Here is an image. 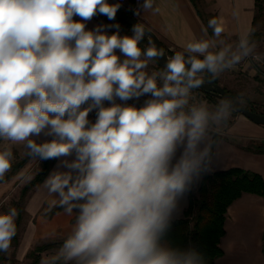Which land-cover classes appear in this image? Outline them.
I'll list each match as a JSON object with an SVG mask.
<instances>
[{
  "label": "clouds",
  "instance_id": "9594fccd",
  "mask_svg": "<svg viewBox=\"0 0 264 264\" xmlns=\"http://www.w3.org/2000/svg\"><path fill=\"white\" fill-rule=\"evenodd\" d=\"M153 5L138 0L133 14L158 12ZM120 7L0 0V140L56 160L44 180L55 197L50 207L75 213L42 264H207L200 249L170 233L181 201L212 171L215 135L243 101L225 96L211 106L194 91L261 55L248 33L226 42L223 21L211 18L205 38L148 72L164 51L143 24L131 35H121L119 23L87 27L96 16L115 21ZM13 159L11 146L0 148V178ZM17 216L14 207L0 214V251L16 235Z\"/></svg>",
  "mask_w": 264,
  "mask_h": 264
},
{
  "label": "crops",
  "instance_id": "0c3cea01",
  "mask_svg": "<svg viewBox=\"0 0 264 264\" xmlns=\"http://www.w3.org/2000/svg\"><path fill=\"white\" fill-rule=\"evenodd\" d=\"M137 5L138 0L132 7L128 3L132 13ZM153 7L158 8L159 11L148 10L142 11L139 16L133 15L152 28L173 52L183 51L184 45L190 41L205 38L203 29L207 27L211 18L223 21L225 32L221 38L235 44L240 35L250 33L257 13L256 0H154ZM97 24L105 23L94 17L88 22L87 27L93 28ZM211 34L212 30L208 29V37H211ZM242 64L243 71L248 70L250 74L257 75L248 61ZM216 135L217 143L211 172L239 167L259 173L264 178V125L256 124L240 113L232 114L227 125L223 126ZM56 164L57 161L51 169ZM44 180L34 188H37L35 193L31 195L34 189L30 192L25 208L26 204L33 209L47 205L48 209L44 211V217H69L64 210L51 217L45 216L50 208V201L55 197L44 187ZM3 186L5 183L0 184V188ZM37 199H39L38 203ZM188 205L187 193L185 199L181 201L183 210L177 219L184 217ZM70 218L74 222L75 213ZM219 245L223 253L215 260V264H264L263 195L244 192L229 205L224 234Z\"/></svg>",
  "mask_w": 264,
  "mask_h": 264
},
{
  "label": "trees",
  "instance_id": "16d2710c",
  "mask_svg": "<svg viewBox=\"0 0 264 264\" xmlns=\"http://www.w3.org/2000/svg\"><path fill=\"white\" fill-rule=\"evenodd\" d=\"M128 3L134 6L136 4V0H128ZM256 6L258 12L261 8V0H256ZM125 10L134 16L130 9ZM257 17L258 14L256 13L253 20L252 30L249 33V39L254 42L260 39V32L257 31L255 27ZM115 21L131 27L117 17ZM143 42V48L149 46L146 40ZM162 45L164 49L167 50L169 55H173L175 53L163 42ZM158 67L162 69L159 65ZM214 81L218 82V79ZM231 93L233 96L239 98V96L233 92ZM205 94L210 98H214L211 94L206 92ZM244 101L243 102L251 110L258 112L250 100L244 99ZM214 138L217 143V135H215ZM259 150L263 151L262 149ZM28 158L29 156H26L21 161L17 162L13 166V170L22 167ZM55 162L56 160L41 162L40 170L22 187L19 198L14 202L13 207L17 209L18 216L15 220L17 232L11 242L12 245L16 246L19 243L20 234L25 220V203L30 192L45 179ZM197 191V195L194 194L193 188L190 192H188L189 205L184 212V217L175 219L170 237L172 241L177 244L194 245L204 253L207 264H215V260L223 253L219 243L224 234V223L227 208L244 192L264 196V178L259 173L248 171L239 167L216 170L205 174L201 178ZM61 210L63 209L58 206L50 207L49 210L46 211L45 216L51 217L53 214ZM63 239L64 238L36 245L29 253V256L32 258V261L29 264H39L41 254L45 250L60 247ZM4 252L5 251H0V262L5 259Z\"/></svg>",
  "mask_w": 264,
  "mask_h": 264
},
{
  "label": "rangeland",
  "instance_id": "374dc122",
  "mask_svg": "<svg viewBox=\"0 0 264 264\" xmlns=\"http://www.w3.org/2000/svg\"><path fill=\"white\" fill-rule=\"evenodd\" d=\"M117 2L118 1H112ZM124 9H129L128 2L120 3ZM132 7V5L129 3ZM258 17L256 21V29L260 32V39L255 42V51L264 52V0H261V8L257 12ZM102 23L105 24H120L121 35H131V27L116 22L109 21L104 16H96ZM144 42H141L143 48ZM169 54V53H168ZM170 57L172 55H169ZM244 62V61H242ZM241 64L238 69L226 71L218 78V83L223 85L227 90L233 92L239 99L244 101L248 99L252 102L258 112H264V79L259 74H250L248 70L243 71ZM157 66V61L149 63L147 71ZM205 97L211 106H215L220 98L214 96V98L208 97L205 92L201 94ZM245 102V101H244ZM232 114H237L234 111ZM5 146H11L13 151L14 159L12 161L11 169L6 172L3 178H0V184L5 183V186L0 188V214L6 213L9 208L13 207L14 202L19 198L21 188L40 170L41 161L29 157L26 164L16 170H13V166L21 161L27 154V149L23 144H10L8 141L0 140V148ZM199 182L193 186V192L195 195L198 194L197 187ZM37 189V188H36ZM36 189L33 190L31 195L35 193ZM29 201V200H28ZM39 202V199L36 200ZM48 209L47 205L39 206L37 209L29 208L26 204V216L23 223V229L20 234L18 245H10L9 249L4 252L5 259L0 264H29L32 258L29 256L30 251L38 244L59 240L65 238L70 232L74 222L71 221L70 216H53L52 218H46L43 216L45 210ZM59 247L45 250L41 254L39 264H42V260L54 254Z\"/></svg>",
  "mask_w": 264,
  "mask_h": 264
},
{
  "label": "water",
  "instance_id": "95a60500",
  "mask_svg": "<svg viewBox=\"0 0 264 264\" xmlns=\"http://www.w3.org/2000/svg\"><path fill=\"white\" fill-rule=\"evenodd\" d=\"M119 1H120V3H124L125 0H119ZM109 3H115V2H112L109 0ZM116 17L123 20L126 24H128L130 26H132L135 23H140V24H143L145 26L146 30L148 31V36L151 38L152 42L157 46V48L163 49V51H164V56H162L157 61L158 65L162 68L164 63L166 62V59L170 56H169L167 50L164 49V47L162 45V41H161L160 37L157 35V33L152 28H150L147 24H145L144 22H142L138 18L132 16L131 14H129L122 6L118 10ZM145 40L148 43V40L147 39H145ZM198 90L206 92V93L211 94L213 96H216L218 98H223V97L227 96V97H230L234 101H240L241 100V99L233 96L230 91H228L223 85H221L220 83H218L216 81L206 82ZM236 111L238 113L244 115L245 117H247L248 119H250L254 123L264 125V112L253 111L244 102L242 104L237 105Z\"/></svg>",
  "mask_w": 264,
  "mask_h": 264
},
{
  "label": "built area",
  "instance_id": "2783aa9c",
  "mask_svg": "<svg viewBox=\"0 0 264 264\" xmlns=\"http://www.w3.org/2000/svg\"><path fill=\"white\" fill-rule=\"evenodd\" d=\"M256 53L261 55V60L260 61L257 62V61L251 60V58H249L246 61H248L250 63V65L256 70V73L259 74L260 76H262V78L264 79V52L256 51ZM238 66H237L236 69L239 68ZM158 70H161V69L159 67H157V66H154V67H152L149 70V72L158 71ZM201 94H202V92L199 91L198 89L194 91V95H195V97H196L197 100H199V99H206ZM129 103H132V101H129Z\"/></svg>",
  "mask_w": 264,
  "mask_h": 264
}]
</instances>
